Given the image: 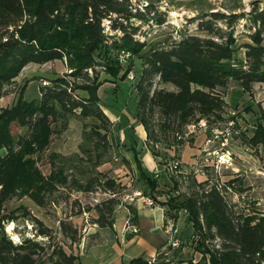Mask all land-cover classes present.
Instances as JSON below:
<instances>
[{
  "label": "trees",
  "instance_id": "16d2710c",
  "mask_svg": "<svg viewBox=\"0 0 264 264\" xmlns=\"http://www.w3.org/2000/svg\"><path fill=\"white\" fill-rule=\"evenodd\" d=\"M152 6L147 4L145 12L133 11L130 0H0V264H82L78 255L60 246L43 259L37 243L14 244L5 233L8 217L2 212L5 202L17 193L43 203L53 187L38 168L37 155L49 147L55 134L68 127L72 116L98 121L85 132L91 140L109 129L113 122L102 108L98 90L105 82L126 79L130 68L123 70L122 52H131L142 63L135 85V115L144 125L149 143L159 141L150 125L156 109L164 119L160 131L175 133L198 114L221 117V88L231 80L245 89L264 83V9L251 10L249 20L254 30L249 34L250 42L238 46L232 31L219 28L214 32L216 36L189 34L172 43L148 45L135 37L139 26L134 21L149 24ZM214 16L228 17L232 24L240 15ZM106 19L115 34H108ZM200 27L211 28L208 22H201ZM241 50L243 56H239ZM56 60L65 61L67 70L47 78L48 84L40 87L37 99L28 101L22 92L11 105H2V99L11 93L9 88L28 64ZM157 77L177 90L155 87ZM15 127L25 129V134H18ZM96 141L99 145L100 141ZM260 143H264V125L255 130L251 139L254 146ZM123 145L133 151L137 170L150 192L146 195L167 207L166 215L175 219L177 214L172 211L184 209L188 213L197 238L195 250L202 254L198 263L264 264V217L254 221L250 215L237 216L217 186L182 200L172 197L156 201L163 192L143 167L142 147L127 142ZM152 154L159 156L154 150ZM97 210L99 227H112L114 221L107 212ZM131 213L136 221L135 209ZM71 237L75 239V235ZM217 239L221 242L216 243ZM127 264L168 263L141 256Z\"/></svg>",
  "mask_w": 264,
  "mask_h": 264
},
{
  "label": "rangeland",
  "instance_id": "374dc122",
  "mask_svg": "<svg viewBox=\"0 0 264 264\" xmlns=\"http://www.w3.org/2000/svg\"><path fill=\"white\" fill-rule=\"evenodd\" d=\"M130 2L133 11L145 12V6L153 3L152 13L148 14L152 18L149 24L138 19L134 21L139 26L135 37L148 45L172 43L189 34L216 36L214 32L219 28L223 32L232 31L238 46L250 42L249 34L254 30L249 20L251 10L264 9V0ZM217 13L226 17L240 16L231 24L228 17L216 18L214 14ZM104 22L108 34H115L110 21L106 19ZM201 22H208L211 28L203 29ZM239 56H243V50L239 51ZM121 64L123 70L130 68V71L125 80L117 78L113 81L118 88L109 89L111 100L106 103L118 109L127 107L131 110L138 100L135 85L142 63L130 52ZM66 70V62L62 60L28 64L17 77L16 84L9 88L11 93L1 101L2 105H11L22 92L28 101L37 99L40 87L48 84L47 78ZM130 73L135 79L129 78ZM106 77L109 78L108 75ZM154 86L177 90L170 83H161L158 77ZM221 90L224 98L219 111L221 117L198 114L175 133L160 131L164 119L156 109L150 125L159 141L146 142L151 153L154 150L159 155L153 156L158 160L161 174L159 178H153L163 193L157 196L156 201L163 202L172 197L182 200L186 195L217 186L237 216L250 215L254 221H259L264 217V143L254 146L251 139L255 130L264 125V83L257 82L245 89L231 80ZM94 124H98L95 118L72 116L68 127L55 134L49 147L37 155L38 168L53 187L45 195L43 203H38L28 194L17 193L4 204L2 214L8 217L4 223L7 236L18 245L37 243L39 246L36 248L43 259L55 246L77 255L85 234L92 227H99L98 208L106 211L109 219L114 221L117 216L134 209V198H150L146 195L150 192L135 161L127 159L128 150L123 145L124 141L121 143L119 139L120 127H115L113 122L107 131H101L104 138L91 140L85 132L91 131ZM16 129L18 134L26 132L23 128ZM96 140L100 141L99 145H96ZM163 207L166 212L167 207ZM171 214H177V219L167 214L166 220L174 222L180 245L173 248L167 243L151 260L157 263L163 260L168 264H191V261L204 264L198 263L202 254L195 250L197 238L188 213L179 209ZM73 229L78 232L74 234ZM73 235L75 239H72ZM220 242L217 239L216 243Z\"/></svg>",
  "mask_w": 264,
  "mask_h": 264
},
{
  "label": "crops",
  "instance_id": "0c3cea01",
  "mask_svg": "<svg viewBox=\"0 0 264 264\" xmlns=\"http://www.w3.org/2000/svg\"><path fill=\"white\" fill-rule=\"evenodd\" d=\"M111 88L117 89V83L105 82L98 90L104 112L114 122L115 127H120V142L124 141L127 144L132 143L138 148L142 147L140 158L143 167L152 176L159 178L161 172L158 160L147 148L146 129L137 121L135 115L137 100L135 108L131 110L127 107L118 109L108 105L106 101L111 100L109 93ZM135 140L138 143H135ZM127 159L129 162L134 161L133 151L127 152ZM146 198L144 196L133 199L132 206L137 215L136 221H133L134 214L124 212L115 218L112 227H92L85 234L77 253L82 264H127L141 256L152 259L166 246L165 208L159 205H148ZM128 225H133L134 231H129ZM190 227V230L193 231V227Z\"/></svg>",
  "mask_w": 264,
  "mask_h": 264
},
{
  "label": "built area",
  "instance_id": "2783aa9c",
  "mask_svg": "<svg viewBox=\"0 0 264 264\" xmlns=\"http://www.w3.org/2000/svg\"><path fill=\"white\" fill-rule=\"evenodd\" d=\"M130 52H123V62H125L127 60V58L129 57ZM129 78L130 79H135V76L133 74H129ZM46 83V82H45ZM175 165H178V162L175 163ZM138 195H141V193H138ZM146 202L148 205L153 206L156 203L154 202L153 199L151 198H146ZM128 229L129 231H134V226L133 225H128ZM164 231L167 235V243L173 247V248H177L180 245V240L177 236L178 230L176 229V226L174 224V222L170 219L166 220L165 226H164Z\"/></svg>",
  "mask_w": 264,
  "mask_h": 264
},
{
  "label": "bare ground",
  "instance_id": "6f19581e",
  "mask_svg": "<svg viewBox=\"0 0 264 264\" xmlns=\"http://www.w3.org/2000/svg\"><path fill=\"white\" fill-rule=\"evenodd\" d=\"M120 61L123 62V52L120 54Z\"/></svg>",
  "mask_w": 264,
  "mask_h": 264
}]
</instances>
